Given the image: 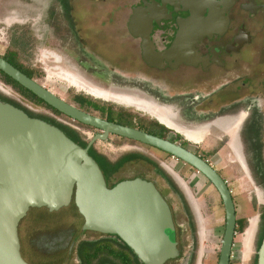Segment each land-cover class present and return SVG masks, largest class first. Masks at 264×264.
Returning a JSON list of instances; mask_svg holds the SVG:
<instances>
[{
  "label": "flooded vegetation",
  "instance_id": "flooded-vegetation-1",
  "mask_svg": "<svg viewBox=\"0 0 264 264\" xmlns=\"http://www.w3.org/2000/svg\"><path fill=\"white\" fill-rule=\"evenodd\" d=\"M49 1L42 16H39L48 28L46 38L51 44L55 43V49L62 50L74 58L88 76L78 71L71 75L90 88L107 93L110 99L126 100L122 104L134 106L153 117L147 119L143 125H135L132 119L139 118L138 114L129 115L124 111H117L124 118L131 119L132 123L125 119L113 118L112 114L117 109L111 104L94 100L89 96L75 95L69 99L63 98L66 102L93 116L181 144L208 161L225 180L222 172L204 152L211 153L220 146L222 148L223 143L230 145L229 135H235L236 145L230 147L237 146L245 164L250 162V166L251 153L258 154L256 169L260 170L261 176L264 175L262 161L259 160L260 154L264 152V0L211 1L203 13L211 31L200 39L193 32V28L191 26L188 28L186 24V20L192 15L196 0H137L130 5L107 0H86L77 1L78 6L74 0ZM117 12L120 13L119 16ZM137 12L139 15H136ZM13 13L16 14V11L11 12ZM11 51L13 49L10 41L5 52L1 54L9 62ZM51 51L58 61L62 59L63 55ZM13 65L50 89L40 81L41 73L32 66L21 65L19 62L18 66ZM2 81L11 87L13 98L10 103L23 109L30 116L42 118L60 127L66 134L77 137L80 141L84 140L85 135L93 137L104 131L59 111L19 82L20 85L12 86L4 79ZM137 82H144L150 85L149 88L154 89L153 92L149 89L145 92L143 86L137 87L149 99L141 100L124 93L112 94V91L107 90L110 87L126 88L128 84L139 86ZM124 97L127 98L124 100ZM199 106H204L205 110L200 112ZM154 110L159 111L164 119L154 115ZM221 131L225 132L226 136H219L218 133ZM112 135L122 140L135 141L117 134H109ZM207 138L210 143L203 146L201 143ZM89 152L96 161L100 157L99 154H103L95 142ZM252 169L255 172V168ZM258 174L257 172L253 175L259 184ZM139 176L148 179L143 175ZM135 177L138 176L114 177L111 180L106 178V181L109 187H113L122 180ZM148 180L156 184L170 204L173 214L172 238L177 242L179 255L163 264H195V247L188 255L184 249L186 236L190 235L193 246L195 243L196 226L194 231L188 209L184 207V203L181 204L182 209L179 211L183 213L185 222L179 223L178 211L162 187L156 181ZM227 183L229 185V181ZM184 188L187 195H190L188 187L184 185ZM232 195L234 198L233 191ZM34 209L47 210L48 214L58 212L50 211L46 207H35L30 209L24 219ZM76 214L82 220L81 224L71 220L74 226L64 228L55 234L44 232L42 239L47 254L36 247H30L32 255L36 258L57 257L58 260L61 259L58 264H70L75 254L78 262L84 264L79 259V245L83 241H93L100 249L95 264H145L118 235L83 230L84 217L77 212ZM24 219L19 225L22 254L30 264H36L33 257L25 254L21 233ZM238 219L237 217V221ZM29 221L26 223L27 226H32L36 222L47 231L55 229L54 224L38 216L31 217ZM262 223L260 213L259 219L253 225L250 242L253 240L258 248ZM85 231L99 234V237L79 239L80 234ZM106 239L112 241L109 243Z\"/></svg>",
  "mask_w": 264,
  "mask_h": 264
},
{
  "label": "water",
  "instance_id": "water-1",
  "mask_svg": "<svg viewBox=\"0 0 264 264\" xmlns=\"http://www.w3.org/2000/svg\"><path fill=\"white\" fill-rule=\"evenodd\" d=\"M215 0H196L187 27L202 38L211 31L204 18ZM136 15H139L137 12ZM0 69L40 98L79 121L104 130L82 146L60 127L0 99V264H30L23 256L19 225L31 208L58 211L75 202L83 230L116 234L145 264H163L179 255L172 238L170 204L156 184L140 176L109 187L89 149L110 133L154 146L204 174L218 190L226 213L218 264H230L237 226L232 191L222 175L187 147L146 131L105 120L66 102L0 54ZM264 264V238L257 251Z\"/></svg>",
  "mask_w": 264,
  "mask_h": 264
},
{
  "label": "rangeland",
  "instance_id": "rangeland-1",
  "mask_svg": "<svg viewBox=\"0 0 264 264\" xmlns=\"http://www.w3.org/2000/svg\"><path fill=\"white\" fill-rule=\"evenodd\" d=\"M78 6L77 1L84 2L86 0H74ZM115 1L117 3L131 4L137 0H107ZM50 3L49 0H0V54L4 53L11 39H15L18 42V48H20L21 58L25 64H28L41 73L40 81H42L48 88L54 93L58 94L62 98H71L75 95L89 96L94 100L111 104L116 112H113V118L125 119L127 122L135 125H143L147 119L153 116L145 111L137 109L134 106L122 104L121 101L114 99H108L106 97L92 95L86 91L83 87H77L73 82L69 81L65 76L67 74H76L75 71L81 72L83 75L88 76L77 64L74 58L70 57L68 53L55 49V43L51 44L46 38L47 26L42 23L39 16H42L46 9V5ZM117 6L124 7V4H116ZM16 11V14L11 12ZM19 12V14H18ZM120 13L117 12V16ZM21 32V33H20ZM56 51L63 55L60 61L52 55V51ZM139 86L128 84L126 88H107L114 93H124L134 96L135 98L144 100L149 99L145 96L144 92L137 87L145 88L150 91H154L150 85H146L144 82H137ZM144 84V85H143ZM146 85V86H145ZM143 86V87H142ZM94 87V86H93ZM96 88V87H95ZM156 88V87H155ZM98 89V88H97ZM203 91H206L202 88ZM109 91V92H110ZM156 93L157 90L155 89ZM0 93L9 98H13L12 90L9 85H6L0 79ZM106 98V99H105ZM127 98V97H124ZM114 100V101H113ZM116 101V102H115ZM120 102V103H118ZM218 105V104H217ZM128 111L132 114H138L139 118L136 120L127 119L121 116L117 111ZM145 110V109H144ZM198 110L201 112L205 110L204 106H199ZM148 111V110H146ZM149 112V111H148ZM189 135V133H186ZM219 136H226L225 132L218 133ZM230 136V145L235 146L234 137ZM227 136V139H229ZM92 136L85 135L83 139L88 141ZM210 143L209 138L203 141L201 144L206 146ZM212 143V142H211ZM99 151L106 155L111 160H116L123 154L128 152H137L144 154L153 160H155L161 167L171 176L172 180L166 179L157 168L145 159H137L126 163L116 174L117 178H129L134 176L143 175L148 179L156 181L163 191L166 193L173 206L178 211V221L184 224L185 219L183 213L179 210L181 204L184 203V207H189L193 220L196 226V233L193 240L190 235L185 238V254L188 255L195 247V264H218L220 249L222 245L226 213L222 198L211 183V181L196 168L190 164L180 160L176 157L163 152L160 149L154 148L142 144L140 142L122 140L117 136H109L106 140L98 139L95 142ZM213 152H204L211 162L219 169L227 181L234 194V201L237 210L238 218H246L247 227L244 231H239L236 234L234 240V250L232 256V264H255L257 259L258 247L255 243L249 244L245 247L244 240L246 239V231L248 227L257 222L259 219L262 208L264 207V188L255 181L254 173H259V181L264 183V176L260 175L259 171H256L258 165V154L251 153V166L250 162H244L242 154L236 147H230L226 143ZM261 156V158H260ZM259 156V160L262 161L261 168L264 171V152ZM255 160V162H253ZM247 165V166H246ZM252 168H255V172ZM264 173V172H263ZM190 190V195H187V191L184 185ZM188 185V186H187ZM177 187V188H176ZM178 188L183 193V196L178 191ZM184 199L187 201V206ZM75 208L70 205L63 208V210L48 214L47 210L34 209L31 214L24 219L22 224V239L25 247V254L33 257V261L36 264H58L61 259L57 257H37L32 255L29 251L30 247H36L40 251H44L47 254V248L44 245V239L42 236L44 232L55 234L64 228L74 226L82 220L77 217ZM77 210V209H76ZM38 216L41 219H45L48 223L54 224L55 229L47 231L39 223H33L34 225L27 226V221L31 217ZM255 221V222H254ZM30 222V221H29ZM48 233V234H49ZM80 234V233H79ZM173 234V232H171ZM99 234L85 231L79 236V239H91L98 238ZM173 237V236H172ZM110 243L112 240L106 239ZM251 242V241H250ZM117 246V245H116ZM97 259L94 260L96 262ZM70 264H80L76 255L70 260Z\"/></svg>",
  "mask_w": 264,
  "mask_h": 264
},
{
  "label": "trees",
  "instance_id": "trees-1",
  "mask_svg": "<svg viewBox=\"0 0 264 264\" xmlns=\"http://www.w3.org/2000/svg\"><path fill=\"white\" fill-rule=\"evenodd\" d=\"M18 47H20V46H18V42H16L15 39H11V49H13V51L10 52L9 59L11 60L10 62H12V64H15L17 66H18V62L21 63V65L25 64L24 60L21 58V55H20V52H21L20 48L21 47L20 48H18ZM15 61H16V63H15ZM31 76H32V74H31ZM0 79L1 80L4 79L5 81H7L12 86L20 85L16 80H14L9 75L4 73L1 69H0ZM0 99L3 101L12 102L11 98L3 96L1 93H0ZM124 112L131 115V112H128L126 110ZM68 136H70V135H68ZM70 137L84 147L88 144V141H89V140L88 141H86V140L80 141L79 138H77V137H74V136H70ZM99 155H100V157H98L97 162L99 163L101 169L103 170V173L105 175V178H107V180H111L114 177H116V174H118L121 167L125 163L133 161V160H137V159L147 160L148 162L153 164L164 177H166L169 180H172L171 176L161 167V165H159L155 160H153L152 158H150L144 154L137 153V152H128L126 154H123L116 161L111 160L106 155H103V154H99ZM169 155H171V154H169ZM256 171L260 172L259 169H256ZM259 184L264 187L263 182L259 181ZM178 191L183 196V193L181 192V190L179 188H178ZM184 201H185V204L187 206V201L185 199H184ZM72 206L75 208V211H77V213H79L78 208H77L74 201L72 203ZM46 209H48V208L46 207ZM187 209H188V213H189L191 219L193 220V215H192L188 206H187ZM261 216H262L263 223H262V229H261V233H260L259 240H258V246L261 245L262 240L264 238V207L262 208ZM23 222H24V220H23ZM23 222H22V224H23ZM192 225H193V227L195 226L194 220L192 222ZM246 227H247L246 218H239L237 221L236 232L244 231L246 229ZM21 229H22V226H21ZM194 231H195V227H194ZM99 250L100 249L98 248L97 243H95L93 241H83L79 245V251H78L79 259L82 260L84 264L85 263L86 264H95L94 260L96 259V257H98ZM257 262H258V256H257V259L255 261V264H257Z\"/></svg>",
  "mask_w": 264,
  "mask_h": 264
},
{
  "label": "bare ground",
  "instance_id": "bare-ground-1",
  "mask_svg": "<svg viewBox=\"0 0 264 264\" xmlns=\"http://www.w3.org/2000/svg\"><path fill=\"white\" fill-rule=\"evenodd\" d=\"M69 81L73 82V84L77 87H83L84 89H86V91L90 92L91 94H94V95H98V96H102V97H106L108 99H110L111 97H109V95L107 93H102V92H99V91H96L92 88H90L89 86H87L83 81H81L80 79L74 77L73 75L71 74H67V76H65ZM125 100V98H124ZM121 102H126L125 101H121ZM154 115H156L158 118L160 119H164V117L160 114L159 111H156L154 110ZM255 222V221H254ZM253 222L251 223L250 227L247 229L246 231V239L244 240V245L245 247H248L249 244H250V241H251V238H252V235H253Z\"/></svg>",
  "mask_w": 264,
  "mask_h": 264
},
{
  "label": "crops",
  "instance_id": "crops-1",
  "mask_svg": "<svg viewBox=\"0 0 264 264\" xmlns=\"http://www.w3.org/2000/svg\"><path fill=\"white\" fill-rule=\"evenodd\" d=\"M202 135V134H201ZM198 139H200V137H198Z\"/></svg>",
  "mask_w": 264,
  "mask_h": 264
}]
</instances>
